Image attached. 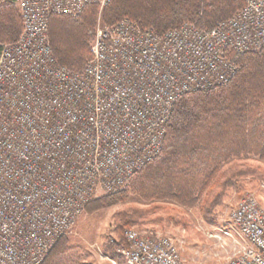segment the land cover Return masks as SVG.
Listing matches in <instances>:
<instances>
[{"label":"built area","instance_id":"built-area-1","mask_svg":"<svg viewBox=\"0 0 264 264\" xmlns=\"http://www.w3.org/2000/svg\"><path fill=\"white\" fill-rule=\"evenodd\" d=\"M110 1L17 0L23 30L0 45V264H41L94 196L118 192L160 154L180 97L229 83L230 52L264 48V0H247L208 31L99 25L83 70L59 64L49 18ZM231 221L249 245L229 264H264L258 200H241ZM125 240L111 264H190L167 236L130 228Z\"/></svg>","mask_w":264,"mask_h":264},{"label":"trees","instance_id":"trees-1","mask_svg":"<svg viewBox=\"0 0 264 264\" xmlns=\"http://www.w3.org/2000/svg\"><path fill=\"white\" fill-rule=\"evenodd\" d=\"M245 2L111 0L102 10L90 5L75 16L52 15L49 38L58 63L81 71L92 58L100 11L106 25L128 18L160 35L184 23L211 30ZM22 29L19 21L15 35L5 41H15ZM229 55L237 66L230 82L180 97L173 105L160 154L124 188L92 198L86 205L93 213L132 197L145 202L128 203L115 212L118 246L126 244L124 232L132 226L175 225L191 235L195 229L186 209L198 211L207 223L215 224L218 208L234 193L256 190L264 181V48ZM41 264L94 263L81 245L63 235Z\"/></svg>","mask_w":264,"mask_h":264},{"label":"rangeland","instance_id":"rangeland-1","mask_svg":"<svg viewBox=\"0 0 264 264\" xmlns=\"http://www.w3.org/2000/svg\"><path fill=\"white\" fill-rule=\"evenodd\" d=\"M99 25H106L102 20L101 11L96 23V30ZM102 195L110 194L99 193L93 198ZM248 195H253L264 208V181L260 183L256 190L234 193L223 206L218 208V218L215 224L207 223L200 217L198 211L191 208L186 209L195 229L194 232L190 233L191 235H188L184 227L175 225L161 226L157 224L143 228L132 226L128 229L134 228L142 235L160 234L171 238L177 245L182 259L190 264H229V261L237 256L244 246L249 245L248 240L241 235L237 226L231 221V213L240 201ZM234 197L237 200H234ZM134 202L145 203L132 197L126 201H118L93 213L88 212L85 208L74 227L64 235L81 245L94 264H111L109 259H115L119 256L113 226L114 214L125 204Z\"/></svg>","mask_w":264,"mask_h":264},{"label":"crops","instance_id":"crops-1","mask_svg":"<svg viewBox=\"0 0 264 264\" xmlns=\"http://www.w3.org/2000/svg\"><path fill=\"white\" fill-rule=\"evenodd\" d=\"M19 21L23 25V19L17 0H0V37L2 38L0 44L6 42V39L15 35V28H17V23ZM11 28H13V30H11L12 32L10 31ZM233 199L237 200L236 197Z\"/></svg>","mask_w":264,"mask_h":264}]
</instances>
